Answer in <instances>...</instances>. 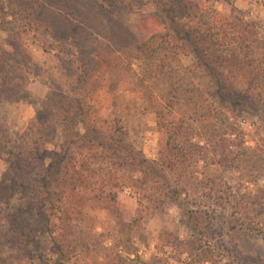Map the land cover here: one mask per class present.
Here are the masks:
<instances>
[{
  "label": "rangeland",
  "instance_id": "rangeland-1",
  "mask_svg": "<svg viewBox=\"0 0 264 264\" xmlns=\"http://www.w3.org/2000/svg\"><path fill=\"white\" fill-rule=\"evenodd\" d=\"M168 1L0 0V264H264V0H190L236 107L150 38ZM107 133L184 159L164 168L180 204L92 151ZM53 151L83 165L31 223L22 192L47 195Z\"/></svg>",
  "mask_w": 264,
  "mask_h": 264
},
{
  "label": "trees",
  "instance_id": "trees-1",
  "mask_svg": "<svg viewBox=\"0 0 264 264\" xmlns=\"http://www.w3.org/2000/svg\"><path fill=\"white\" fill-rule=\"evenodd\" d=\"M162 5L163 6L160 8V12L163 15L161 16L163 21L160 22L161 28L164 31L162 33V40L158 39L156 34H152L150 38L155 42H158L159 40L164 46L167 44L168 46L171 45L172 48L175 47L173 48L175 50L174 56L176 59H179V61L181 58L190 57L194 61L193 65L196 70H209L210 76L216 84L219 103L222 102L225 105H230L232 107L246 105L242 100L235 98L236 92L230 90L227 86L221 68H219V65L217 64L218 59H224L227 56H225L226 54H224V56L222 54H216L217 50L213 48L211 43L216 45L218 40H211L207 37L205 29H203V25L206 22L202 16L198 15L193 17L191 1L169 0L167 3H162ZM195 19L198 20L195 22V25H192L191 21ZM147 44H149V39ZM243 107L247 109V106ZM72 124H75V122H72ZM96 139L97 140H92L94 146H96V149L93 147L90 148L92 151L97 152L98 149H101V153L106 157L108 163L112 165L119 164L121 167H129L130 171L139 173L143 176H150L148 180L146 179V182L151 180L155 182V185L162 184L164 187L162 188L161 194L165 196L166 199L169 198L171 201L180 204L179 197L187 188H182L180 182L171 183L168 181L164 174V168L166 166V168L175 171V168H178L179 165L183 164L184 159L177 157L169 164H167L168 162L166 161L164 162L165 164L160 166L156 160L147 158L142 151L135 149L126 140L115 138L114 133H107L104 137L96 136ZM196 147L201 146L198 145ZM51 153L53 154V161L51 164L52 172H45L48 177V180H46L48 181V184L46 183V187H48L46 192L47 195L43 196L45 191L42 186L36 187L35 178L27 184L26 192L25 189L22 192L24 197L26 196L28 198L29 209L26 212V221L30 220L31 223L35 222L32 217H37L39 211L44 212V210L41 209L45 206H48L51 211L57 209L58 206L55 203V200L62 199V197L61 195L60 198L57 197L59 192H56L53 189L54 186L66 184L69 171H75L76 167L79 166V163L80 166L83 165L81 164V160L76 157V153H63L56 151ZM24 172L27 176L30 170L25 169ZM32 177L36 176L32 174ZM146 182L144 183L146 184ZM38 185L41 184L39 183ZM147 186L149 187V185ZM154 187L155 186L150 187V189H154ZM187 213L191 214L188 210ZM46 216L47 219L50 218L48 217L49 215L46 214ZM19 222L22 223V226H26V228L28 227L27 224H23V220ZM37 224H39V226L36 228L40 229V227L43 226L42 222Z\"/></svg>",
  "mask_w": 264,
  "mask_h": 264
}]
</instances>
